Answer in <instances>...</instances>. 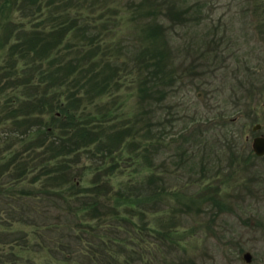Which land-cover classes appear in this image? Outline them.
I'll list each match as a JSON object with an SVG mask.
<instances>
[{"label":"trees","instance_id":"16d2710c","mask_svg":"<svg viewBox=\"0 0 264 264\" xmlns=\"http://www.w3.org/2000/svg\"><path fill=\"white\" fill-rule=\"evenodd\" d=\"M126 1L0 0V37H8L11 69L19 74L0 81V264H150L145 250L118 256L128 244L110 233L135 225L133 215H144V206L158 212L170 196L176 206L197 202L182 187H170L174 173L164 183L149 157L181 132L172 131L173 118L170 129L154 128L165 119L156 121L152 112L154 100L168 96L159 62L168 58L166 33L175 24L166 16L178 9L173 0H142L131 11ZM118 27L128 36L105 46V34ZM130 37L133 43L124 45ZM135 66L127 93L138 98L132 104L118 90L124 69ZM188 137L182 131L179 141ZM179 156L174 165L194 167L186 152ZM204 198L217 204L211 193ZM133 230L141 234L143 227Z\"/></svg>","mask_w":264,"mask_h":264},{"label":"rangeland","instance_id":"374dc122","mask_svg":"<svg viewBox=\"0 0 264 264\" xmlns=\"http://www.w3.org/2000/svg\"><path fill=\"white\" fill-rule=\"evenodd\" d=\"M141 1L126 2L131 3L133 11ZM170 3L178 11L175 16L172 11L166 16L168 22L175 24L172 33H166L168 58L161 56L159 62L169 91L160 104L153 102L157 107L156 112L152 111L154 119L159 121L162 114L165 119L161 125L156 122L154 128L170 129L173 118L176 126L172 131H184L189 137L182 143L181 132L170 134L158 143L159 149L151 150L149 157L154 163L151 168L157 175L161 173L164 183L174 173L170 187H182L183 193L195 197L197 202L187 208L181 203L176 206L172 196L165 204L164 197L158 212L144 206V215H133L135 225H125L110 234L126 239L128 244V250L118 256L130 255L134 249L145 250L150 264H264V155L253 149V137L260 132L253 126L262 123L264 132V0ZM170 3L167 9H171ZM125 13L123 9L118 11L119 16ZM31 16L39 17L40 12ZM128 34L120 33V27L113 28L103 42ZM152 36L158 41L157 35ZM214 36L212 46L205 49L206 41ZM130 38L124 45L133 43L135 38ZM9 44L8 37H0V72L5 75L0 78L1 83L15 81L19 76L11 69ZM255 47L250 61L262 75L249 101L243 96V81L248 75L236 59L242 62L245 52ZM206 50L213 51L204 53ZM129 70L124 69L123 86L118 93L124 98L130 96L127 100L136 104L138 98L127 93L133 91L131 80L137 67ZM246 81L249 87L251 84ZM14 87L9 84L10 91ZM184 152L191 156L194 167L174 165ZM165 169L170 172H161ZM207 193L216 196V205L212 199L204 198ZM136 225L140 230L143 227L141 234L133 230ZM101 229L107 235L110 232L107 227ZM129 235H135V240ZM247 250L253 254L251 261L244 259Z\"/></svg>","mask_w":264,"mask_h":264},{"label":"flooded vegetation","instance_id":"af4514ba","mask_svg":"<svg viewBox=\"0 0 264 264\" xmlns=\"http://www.w3.org/2000/svg\"><path fill=\"white\" fill-rule=\"evenodd\" d=\"M252 67H253L252 66V62L249 61V62L246 63V65H243V68H242L243 69V73H246L248 75V78L244 79L243 83H244V91L246 93L245 94V98L247 97L249 101L251 99V96H252V93L254 91L255 85L259 82L257 80H260V78H258V77H261V75H262V73H260V71H257L255 69H253ZM217 76L219 77V75H217ZM246 80H248V82L251 84L249 87L247 85V81ZM251 91H252V93H251ZM254 126H253V130L260 131L259 133H264V132L261 131L262 123H261L260 127L256 128V129L254 128ZM259 133H257V134H259Z\"/></svg>","mask_w":264,"mask_h":264},{"label":"water","instance_id":"95a60500","mask_svg":"<svg viewBox=\"0 0 264 264\" xmlns=\"http://www.w3.org/2000/svg\"><path fill=\"white\" fill-rule=\"evenodd\" d=\"M260 125L261 124L258 123L254 126V128L256 129L260 127ZM253 149L258 155H264V133L257 134L253 138ZM243 256L246 261H251L253 258V254L250 250L245 251Z\"/></svg>","mask_w":264,"mask_h":264}]
</instances>
